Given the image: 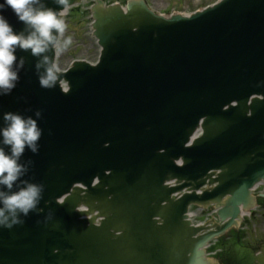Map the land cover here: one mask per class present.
I'll use <instances>...</instances> for the list:
<instances>
[{
	"label": "water",
	"instance_id": "95a60500",
	"mask_svg": "<svg viewBox=\"0 0 264 264\" xmlns=\"http://www.w3.org/2000/svg\"><path fill=\"white\" fill-rule=\"evenodd\" d=\"M92 5L96 64L43 88L36 64L54 49L18 48L17 86L0 96V127L42 112L39 153L20 162L45 186L44 212L0 228V264H221L207 247L264 199V0L167 16L146 0ZM191 207L216 214L195 226Z\"/></svg>",
	"mask_w": 264,
	"mask_h": 264
},
{
	"label": "clouds",
	"instance_id": "9594fccd",
	"mask_svg": "<svg viewBox=\"0 0 264 264\" xmlns=\"http://www.w3.org/2000/svg\"><path fill=\"white\" fill-rule=\"evenodd\" d=\"M54 2L60 7H46L43 0H0V96L11 94L17 86L18 69L24 65L23 58L17 63L18 48L30 50L37 57L50 47L54 49L55 59L43 56L36 69L41 87L56 86L61 76L57 58L72 44V38L64 37L63 17L68 12L69 0ZM6 7L11 8L18 21L25 25L27 34L17 32L3 15ZM35 117L14 112L3 116L4 126L0 127V228L11 229L23 224L24 218L31 213L44 212L40 204L45 186L22 179L28 167L20 162L26 150L39 153V141L44 131L39 125L42 112L37 110Z\"/></svg>",
	"mask_w": 264,
	"mask_h": 264
},
{
	"label": "rangeland",
	"instance_id": "374dc122",
	"mask_svg": "<svg viewBox=\"0 0 264 264\" xmlns=\"http://www.w3.org/2000/svg\"><path fill=\"white\" fill-rule=\"evenodd\" d=\"M106 1L109 3L118 2L120 4H125V0ZM216 1L217 0H147L155 12L160 14L175 12L191 14L194 11L212 5ZM93 3L94 0H87L64 16L66 25L64 37H71L72 44L57 58V63L62 71L69 68L73 60H85L91 64H95L98 61L100 47L97 44V40L92 36V21L88 13ZM263 212L264 211H262V213ZM262 213L258 211V214L253 219L247 216L246 226L243 230V236H241L243 239L241 241L243 252L244 250L247 251L250 259H253V261L251 260L253 264H264V216L261 215ZM231 243V241L227 242L228 245ZM214 249L218 250L220 248L216 246ZM234 251L239 250L235 249ZM243 256V253L239 255L241 264L247 262L242 258Z\"/></svg>",
	"mask_w": 264,
	"mask_h": 264
}]
</instances>
